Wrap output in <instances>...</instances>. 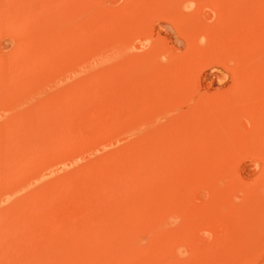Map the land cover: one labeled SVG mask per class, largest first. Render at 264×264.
Here are the masks:
<instances>
[{"label":"rangeland","instance_id":"rangeland-1","mask_svg":"<svg viewBox=\"0 0 264 264\" xmlns=\"http://www.w3.org/2000/svg\"><path fill=\"white\" fill-rule=\"evenodd\" d=\"M0 264H264V0H0Z\"/></svg>","mask_w":264,"mask_h":264},{"label":"bare ground","instance_id":"bare-ground-1","mask_svg":"<svg viewBox=\"0 0 264 264\" xmlns=\"http://www.w3.org/2000/svg\"><path fill=\"white\" fill-rule=\"evenodd\" d=\"M169 4H170V3H169ZM176 9H177V8H176ZM188 27H189V26H188ZM114 46H115V45H114ZM114 51H115V50H114ZM95 53H96V52H95ZM95 53H94V54H95ZM94 54H93V55H94ZM95 55H96V54H95ZM55 78H56V77H55ZM29 96H30V95H29ZM21 98H22V97H21ZM27 98H28V97H27Z\"/></svg>","mask_w":264,"mask_h":264},{"label":"clouds","instance_id":"clouds-1","mask_svg":"<svg viewBox=\"0 0 264 264\" xmlns=\"http://www.w3.org/2000/svg\"><path fill=\"white\" fill-rule=\"evenodd\" d=\"M210 235V234H209Z\"/></svg>","mask_w":264,"mask_h":264}]
</instances>
